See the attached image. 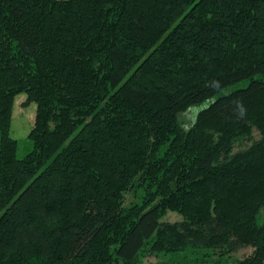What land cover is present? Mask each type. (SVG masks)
Masks as SVG:
<instances>
[{
    "label": "trees",
    "instance_id": "obj_1",
    "mask_svg": "<svg viewBox=\"0 0 264 264\" xmlns=\"http://www.w3.org/2000/svg\"><path fill=\"white\" fill-rule=\"evenodd\" d=\"M247 248L264 264V0H0V264Z\"/></svg>",
    "mask_w": 264,
    "mask_h": 264
},
{
    "label": "rangeland",
    "instance_id": "obj_2",
    "mask_svg": "<svg viewBox=\"0 0 264 264\" xmlns=\"http://www.w3.org/2000/svg\"><path fill=\"white\" fill-rule=\"evenodd\" d=\"M256 79H262L261 76H257ZM249 80H242L233 85L225 88L220 94H227L235 90H240L248 85ZM198 108H191L186 114L182 116V119L187 120L188 123H192L194 116L197 113ZM36 114V104H26V95L19 94L15 97L12 121L10 128V136L17 141V153L16 156L19 160L24 159L28 154L33 151L32 141L28 135L34 126V119ZM143 193L142 188L129 192L125 195L124 206L131 203H138ZM182 218L178 214L168 212L161 222H175L180 221ZM251 249H243L236 254H233L228 258L226 264H236L238 260H241L251 253ZM185 256L184 253L175 254H160L157 257H148L142 260V264H180L181 257ZM205 264H210L205 263Z\"/></svg>",
    "mask_w": 264,
    "mask_h": 264
}]
</instances>
